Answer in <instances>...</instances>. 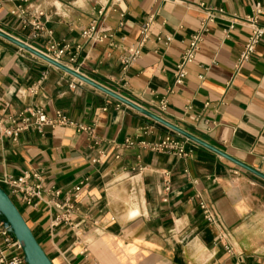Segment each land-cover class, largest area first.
<instances>
[{
    "label": "crops",
    "instance_id": "obj_1",
    "mask_svg": "<svg viewBox=\"0 0 264 264\" xmlns=\"http://www.w3.org/2000/svg\"><path fill=\"white\" fill-rule=\"evenodd\" d=\"M256 2L264 27V0H122L116 9L111 0H0V30L43 53L51 41L66 44L64 65L264 173V34L237 65ZM18 5L30 20L43 11L36 36L10 13ZM148 17L140 56L123 67ZM91 23L107 36H83ZM194 36L177 84L176 65ZM29 107L60 111L94 134L73 125L5 134ZM168 132L0 36V180L27 173L39 186L34 204L14 202L53 264H264V180L187 137L183 156L148 146ZM200 200L219 223L203 218ZM68 204L70 221H55Z\"/></svg>",
    "mask_w": 264,
    "mask_h": 264
},
{
    "label": "built area",
    "instance_id": "obj_2",
    "mask_svg": "<svg viewBox=\"0 0 264 264\" xmlns=\"http://www.w3.org/2000/svg\"><path fill=\"white\" fill-rule=\"evenodd\" d=\"M111 2L112 8L116 9L120 6L122 0H111ZM260 12V3L256 2L254 7V14L252 16L247 17L245 20L250 28V33L239 55L237 61L238 66H240L243 62L247 61L251 57V55L255 51L257 43L260 41L261 37L264 34V27L258 24V15L260 14ZM10 13L19 17L23 25H26L27 23L31 24L34 27V36L38 34V30L44 29L43 23L38 20V18L43 15V11L41 10H38L33 13L32 20L27 18V9L20 5H18L15 9H12ZM207 13L208 16L202 24H205L212 18V11H208ZM150 20L151 17H148L145 22L140 26L141 38L139 43L137 45L130 46L127 49V53L121 56L120 62L123 67H127L128 65L132 64L140 56L141 46L143 45L144 41L148 36ZM97 31L98 25L96 23H91L89 27L83 31V36H85L87 39L97 41H101L107 36L106 33L96 35ZM198 40L199 36L193 37L188 47L183 52L181 60L179 61V63H177L176 71L174 73L175 83H181L183 77L186 75V64L193 59L194 53L197 49ZM66 50V44L60 46L58 43L51 41L48 44L47 51L45 52V54L51 57L52 59L61 62V57L65 54ZM70 60H74V56H72ZM165 108V101H161L158 106V109L160 111H164ZM25 112L28 114L26 115L24 112L20 113L18 120L11 119L13 127L4 129L5 134H9L12 136L13 139H16L19 132L28 129L29 127H34L40 133L42 132L43 126L54 127L56 125H73L78 131H84L89 136H93L94 134V129L92 126L78 124L68 118L66 115L62 114L60 111H55L53 116H49L40 107H29L26 109ZM31 118H33V120H31ZM184 137L185 136L169 129L168 134L161 141L150 143L148 144V146L153 150H164L178 156H183L186 154L182 141V138ZM141 143L145 144V142L143 141ZM126 144L131 145L133 144V142L127 139ZM28 178L29 175L27 173H24L19 176L4 174L0 180L2 184L0 186L4 188V190L7 192L13 202L15 199L19 202L31 205L34 204L35 198L40 197L41 190L38 185L29 183ZM79 189L80 185L74 187V190L78 191ZM54 194L58 195L59 191H54ZM198 205L205 220L210 223L220 222L219 215L214 211V209L210 205L205 203L203 200H200ZM58 207L62 208V205H58ZM65 208V212L58 214L55 218V221H70L69 216L72 206L68 204ZM0 264H28L24 256L21 243L16 239L10 228L4 224L2 217L0 218Z\"/></svg>",
    "mask_w": 264,
    "mask_h": 264
},
{
    "label": "water",
    "instance_id": "obj_3",
    "mask_svg": "<svg viewBox=\"0 0 264 264\" xmlns=\"http://www.w3.org/2000/svg\"><path fill=\"white\" fill-rule=\"evenodd\" d=\"M0 36L4 37L5 39L9 40L10 42L24 48L27 51L32 52L33 54L37 55L38 57L48 61L49 63L59 67L60 69L68 72L69 74L77 77L83 82H86L101 91L107 93L108 95L118 99L119 101L129 105L130 107L140 111L141 113L145 114L146 116L150 117L157 123L165 126L166 128L177 132L188 139L195 141L206 148L214 151L215 153L229 159L230 161L236 163L237 165L243 167L244 169L250 171L254 175L260 177L264 180V173L238 161L237 159L231 157L230 155L226 154L225 152L221 151L220 149L214 147L213 145L205 142L204 140L200 139L199 137L191 134L190 132L178 127L177 125L165 120L161 116L149 111L148 109L138 105L137 103L131 101L127 97L121 95L118 92L92 80L91 78L85 76L84 74L80 73L79 71L64 65L63 63L52 59L51 57L47 56L45 53L38 51L37 49L33 48L31 45L11 36L10 34L0 30ZM0 216L2 217L4 224L10 228L16 239L21 243L22 249L24 252L25 259L28 264H53L42 249L40 244L38 243L36 237L34 236L33 232L31 231L30 227L26 223L24 217L22 216L20 210L9 197L7 192L0 186Z\"/></svg>",
    "mask_w": 264,
    "mask_h": 264
},
{
    "label": "rangeland",
    "instance_id": "obj_4",
    "mask_svg": "<svg viewBox=\"0 0 264 264\" xmlns=\"http://www.w3.org/2000/svg\"><path fill=\"white\" fill-rule=\"evenodd\" d=\"M257 224H258V228H259V230L262 231L261 227L264 228V215H263V214H260V215H259V219H258V221H257ZM262 232H263V234H264V230H263Z\"/></svg>",
    "mask_w": 264,
    "mask_h": 264
}]
</instances>
